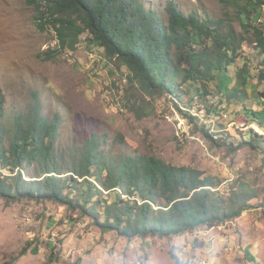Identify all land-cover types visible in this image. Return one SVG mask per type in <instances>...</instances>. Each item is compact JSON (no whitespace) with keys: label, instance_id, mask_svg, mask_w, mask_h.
Instances as JSON below:
<instances>
[{"label":"rangeland","instance_id":"374dc122","mask_svg":"<svg viewBox=\"0 0 264 264\" xmlns=\"http://www.w3.org/2000/svg\"><path fill=\"white\" fill-rule=\"evenodd\" d=\"M140 1L146 9L157 10L165 22L169 2L186 15L224 13L220 0ZM36 15L30 0H0V103L7 128L13 126L15 116L29 114L39 102L42 115L60 123L55 151L63 155L64 168L96 132L111 156L152 155L212 177L219 183L213 190L224 210L243 185L257 197L240 217L213 227L128 241L116 232L105 235L90 219L52 201H8L0 196V264H188L195 255L212 264H264V155L242 144L252 131L264 135V100L258 95L264 85L249 80L245 102L227 101L221 95L213 98L205 103L208 116L193 110L199 117L193 123L176 108V98L143 99L128 83L126 68L107 59L97 43H82L76 51L55 55L57 40L53 33L38 29ZM243 49L255 65L252 44H244ZM243 63L238 61L223 76L222 85H235ZM188 98L182 97L181 109H190ZM195 102L188 104L203 109ZM141 109L149 114L141 116ZM203 124L214 140L203 131ZM35 168L24 170L26 180L40 176ZM0 174L12 175L6 170ZM29 244L28 253L20 256ZM35 246L38 254L31 252Z\"/></svg>","mask_w":264,"mask_h":264},{"label":"trees","instance_id":"16d2710c","mask_svg":"<svg viewBox=\"0 0 264 264\" xmlns=\"http://www.w3.org/2000/svg\"><path fill=\"white\" fill-rule=\"evenodd\" d=\"M220 2L221 17L186 15L169 2L165 22L157 10L146 9L140 0H30L37 11L38 29L53 33L57 40L55 55L76 51L82 43H97L107 59L126 68L128 83L143 99L176 98V108L193 123L199 120L193 110L208 116L205 103L213 98L221 95L227 101L245 102L249 80L264 85V0ZM244 44H252L255 65L245 58ZM238 61L244 63L235 85H222L223 76ZM194 86L198 88L192 93ZM258 95L264 100V89ZM185 96L189 97L188 110L180 107ZM195 100L203 109L188 104ZM141 110V116L149 114ZM3 117L0 103V170L12 173L0 174L1 197L52 201L79 212L102 232H116L128 241L213 227L240 217L257 197L243 185L234 193L240 195L230 198L231 207L224 210L213 190L219 183L212 177L152 155L111 156L96 132L75 150L64 168L60 165L63 155L55 151L60 123L44 117L39 102L29 114L15 116L11 128L4 125ZM205 127L203 131L214 140ZM249 137L242 144L264 155V135L252 131ZM31 166L38 167L34 170L40 176L26 180L23 172ZM30 245L20 256L28 253ZM31 252L38 254V246Z\"/></svg>","mask_w":264,"mask_h":264},{"label":"built area","instance_id":"2783aa9c","mask_svg":"<svg viewBox=\"0 0 264 264\" xmlns=\"http://www.w3.org/2000/svg\"><path fill=\"white\" fill-rule=\"evenodd\" d=\"M81 181H82V179H80V182ZM188 264H212V263L209 260L204 259L203 257H200L198 255H195V256H193V257H191L189 259Z\"/></svg>","mask_w":264,"mask_h":264},{"label":"crops","instance_id":"0c3cea01","mask_svg":"<svg viewBox=\"0 0 264 264\" xmlns=\"http://www.w3.org/2000/svg\"><path fill=\"white\" fill-rule=\"evenodd\" d=\"M113 233L114 232H107V233H105V235H110V234H113ZM131 246H133L135 248L136 244L133 243ZM144 247L146 248V253L149 252V250H150V244L149 243L148 244H145ZM184 250L186 252L187 251V248H184Z\"/></svg>","mask_w":264,"mask_h":264},{"label":"bare ground","instance_id":"6f19581e","mask_svg":"<svg viewBox=\"0 0 264 264\" xmlns=\"http://www.w3.org/2000/svg\"><path fill=\"white\" fill-rule=\"evenodd\" d=\"M255 128H256L257 131H259V130H258V127L255 126ZM259 132H261V131H259Z\"/></svg>","mask_w":264,"mask_h":264}]
</instances>
